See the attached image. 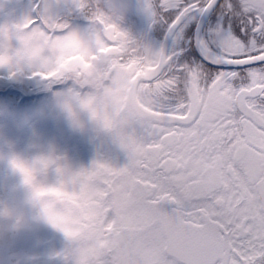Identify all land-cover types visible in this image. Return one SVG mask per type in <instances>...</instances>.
Wrapping results in <instances>:
<instances>
[{
  "label": "snow or ice",
  "instance_id": "6c2138e0",
  "mask_svg": "<svg viewBox=\"0 0 264 264\" xmlns=\"http://www.w3.org/2000/svg\"><path fill=\"white\" fill-rule=\"evenodd\" d=\"M74 7L94 49L134 65L148 100L146 117L122 113L113 131L123 167L57 168L105 245L101 264H264V0L146 4L171 41L159 48L100 23L90 0ZM34 12L0 32L52 13Z\"/></svg>",
  "mask_w": 264,
  "mask_h": 264
},
{
  "label": "clouds",
  "instance_id": "9594fccd",
  "mask_svg": "<svg viewBox=\"0 0 264 264\" xmlns=\"http://www.w3.org/2000/svg\"><path fill=\"white\" fill-rule=\"evenodd\" d=\"M90 3V15L102 24L119 23L128 8L125 0ZM146 4L154 5L155 0H139L143 13ZM37 21L35 26L0 32V68L31 69L43 80L63 85L67 92L55 98V106L79 133L113 135L122 113L146 117L143 106L148 100L133 64L122 63L111 48L94 49L85 34L53 13L38 14ZM12 168L18 180L0 177V245L6 250L0 264H15L17 259L7 252L10 239L41 224L63 235L67 242L61 253L64 264H101L105 245L84 222L83 204L71 198L69 186L61 180L50 185L46 177L41 179L46 168L19 161Z\"/></svg>",
  "mask_w": 264,
  "mask_h": 264
},
{
  "label": "rangeland",
  "instance_id": "374dc122",
  "mask_svg": "<svg viewBox=\"0 0 264 264\" xmlns=\"http://www.w3.org/2000/svg\"><path fill=\"white\" fill-rule=\"evenodd\" d=\"M4 7V5H1L0 9ZM32 9L31 1L26 0L17 18L1 20L0 28L5 26L10 28L11 26L22 24L25 20L32 18ZM13 73L12 69L0 68V86L24 82L35 88L41 78L38 75V79L34 78L35 74L31 69ZM66 92L67 89L64 88L56 89L53 90L49 98L43 97L26 103L11 95L5 99L0 98V177L9 175L13 177L14 181L18 180L12 168L13 163L16 161L22 162L26 166L37 168H40L38 161L48 160L54 162L55 159L52 154L44 150L49 145L63 142L76 151L75 140L72 142L70 140L73 137L88 145L92 151L90 156L83 158L79 162L77 161L78 164L92 166L94 162L100 161L110 165L114 161L118 165L122 162L125 152L113 135L106 133L103 137V140L108 145L106 153L112 157L109 163L105 157L103 145L96 140V136L91 133L82 134L73 130L67 120L63 118V115L59 113L55 106V98L65 95ZM84 118L87 119L86 115ZM77 163L75 167H77ZM65 172L72 173L70 170H65ZM45 177L46 182L50 185H56L61 180V176L57 173L46 174L44 172V176L41 179H45ZM43 227L47 226L41 224L34 230L20 234L8 241L7 252L17 258L15 264H20L21 258L25 262L27 260H36L35 264H57L55 258L60 252V248L56 243L58 238L53 240L48 230L42 229ZM57 233L62 235L59 232ZM5 254V246L0 245V257Z\"/></svg>",
  "mask_w": 264,
  "mask_h": 264
},
{
  "label": "trees",
  "instance_id": "16d2710c",
  "mask_svg": "<svg viewBox=\"0 0 264 264\" xmlns=\"http://www.w3.org/2000/svg\"><path fill=\"white\" fill-rule=\"evenodd\" d=\"M4 5L3 9H0V21L2 19H14L17 17L18 12L23 9L24 0H0V6ZM11 26L10 28H12ZM46 85H39L37 87H31L24 82H18L14 84H8L6 86H0V97H5L7 95H20L23 100L30 99L33 95L35 96H42V95H50V91L47 90ZM64 118V117H63ZM31 125V124H30ZM76 134V133H75ZM71 142L75 140L74 144L76 146V151L67 145L66 143H58L56 145H49L44 150L49 151L52 156L54 157V163L48 167L44 172L47 173H57V168H62L64 170H70L71 172H79L84 169H89L91 166L78 164L83 158L91 155V148L78 140L76 137L70 139ZM43 149V147H42ZM77 163V167H75ZM42 229L48 230V232L53 237V240L58 238L56 243L60 246L62 251L66 247V241L63 235H59L56 231L49 227H43ZM59 254V258L57 260V264H64L63 258ZM36 260H27V264H35Z\"/></svg>",
  "mask_w": 264,
  "mask_h": 264
},
{
  "label": "flooded vegetation",
  "instance_id": "af4514ba",
  "mask_svg": "<svg viewBox=\"0 0 264 264\" xmlns=\"http://www.w3.org/2000/svg\"><path fill=\"white\" fill-rule=\"evenodd\" d=\"M32 2L34 4L32 11L33 16L36 15L34 8L37 3L41 5L42 9L48 6L52 13L61 18L63 22H66L70 28L86 34L89 21L75 9L74 0H32ZM125 2L128 8L119 21L122 30L130 34L134 39L140 40L149 46L155 48L168 47L171 41L168 37L167 30L160 25L150 24L145 14L139 9V0H125ZM193 31H195V29H193ZM39 83H41L40 80ZM48 83L50 82L47 81L46 84ZM102 137H104V134ZM122 162H120L121 165H117L113 161L110 165L114 167L124 166L127 163L126 153Z\"/></svg>",
  "mask_w": 264,
  "mask_h": 264
},
{
  "label": "water",
  "instance_id": "95a60500",
  "mask_svg": "<svg viewBox=\"0 0 264 264\" xmlns=\"http://www.w3.org/2000/svg\"><path fill=\"white\" fill-rule=\"evenodd\" d=\"M42 82H45V80H43Z\"/></svg>",
  "mask_w": 264,
  "mask_h": 264
}]
</instances>
